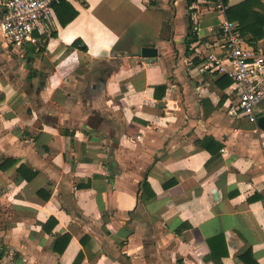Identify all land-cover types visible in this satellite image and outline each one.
Returning a JSON list of instances; mask_svg holds the SVG:
<instances>
[{
    "label": "crops",
    "instance_id": "crops-1",
    "mask_svg": "<svg viewBox=\"0 0 264 264\" xmlns=\"http://www.w3.org/2000/svg\"><path fill=\"white\" fill-rule=\"evenodd\" d=\"M65 2L0 82V264H264V129L206 59L216 0Z\"/></svg>",
    "mask_w": 264,
    "mask_h": 264
},
{
    "label": "built area",
    "instance_id": "built-area-1",
    "mask_svg": "<svg viewBox=\"0 0 264 264\" xmlns=\"http://www.w3.org/2000/svg\"><path fill=\"white\" fill-rule=\"evenodd\" d=\"M66 0H0V44L23 50L37 47L40 38L50 32L54 8ZM223 14L227 5L222 0L213 4ZM194 29H196L194 27ZM221 52L206 59L214 70L232 80L236 103L231 113L256 123L264 115V53L248 44L235 21L225 18L219 27Z\"/></svg>",
    "mask_w": 264,
    "mask_h": 264
},
{
    "label": "trees",
    "instance_id": "trees-1",
    "mask_svg": "<svg viewBox=\"0 0 264 264\" xmlns=\"http://www.w3.org/2000/svg\"><path fill=\"white\" fill-rule=\"evenodd\" d=\"M192 0H189V4ZM224 4L227 1L223 2ZM57 14L60 17V24L62 26L69 23L72 19H74L77 15V12L69 7V5L63 1L61 4L55 6ZM225 16L230 21H237L239 24V32L241 36L250 44L255 45L257 41L264 37V5L260 2V0H244L243 2L228 6L225 10ZM56 34H50V37H54ZM46 37V36H45ZM45 37L43 38L44 40ZM42 39V40H43ZM81 44L80 41H74L73 45ZM44 47V44L40 46ZM84 48V47H83ZM85 50V48H84ZM111 63L106 64V67L103 71L99 72V75L105 79L108 75H110L113 69H116L115 65L110 66ZM105 65V64H104ZM228 83H230L228 81ZM68 133V131H65ZM6 162H10V166L14 164L13 160H6ZM3 167V165H1ZM24 167L21 166L18 168L19 172H23ZM35 172L30 171L29 175H24L25 180L29 181L32 177H34ZM49 196H47L48 198ZM66 238H68L66 236ZM67 241V239H66ZM63 248L58 249V253L62 251Z\"/></svg>",
    "mask_w": 264,
    "mask_h": 264
},
{
    "label": "rangeland",
    "instance_id": "rangeland-1",
    "mask_svg": "<svg viewBox=\"0 0 264 264\" xmlns=\"http://www.w3.org/2000/svg\"><path fill=\"white\" fill-rule=\"evenodd\" d=\"M44 39L41 40L40 44H38L37 49L40 48L41 45L44 43ZM40 56H36L35 62H33V68L35 70L41 68V62L39 61ZM26 63V60L24 57H20L19 55H15L12 53L11 48L0 44V82L3 85H9L10 83H17L19 88L23 89L24 85L26 84V80L24 79L26 73V69H23L24 65ZM19 72V73H18ZM75 74H71L70 79L72 84H75L74 79ZM44 79V78H43ZM73 93H75V96H80V93L73 90ZM32 109H35V104L31 102ZM84 107V106H83ZM86 107V106H85ZM31 111V109H30Z\"/></svg>",
    "mask_w": 264,
    "mask_h": 264
},
{
    "label": "water",
    "instance_id": "water-1",
    "mask_svg": "<svg viewBox=\"0 0 264 264\" xmlns=\"http://www.w3.org/2000/svg\"><path fill=\"white\" fill-rule=\"evenodd\" d=\"M141 57L144 61L153 62L157 59V49L154 47H144L141 49ZM260 128L264 129V115H260L257 119Z\"/></svg>",
    "mask_w": 264,
    "mask_h": 264
}]
</instances>
